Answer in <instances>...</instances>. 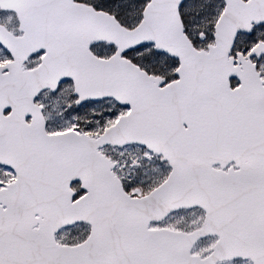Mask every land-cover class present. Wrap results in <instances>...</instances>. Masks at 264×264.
Returning <instances> with one entry per match:
<instances>
[{
	"label": "snow or ice",
	"instance_id": "1",
	"mask_svg": "<svg viewBox=\"0 0 264 264\" xmlns=\"http://www.w3.org/2000/svg\"><path fill=\"white\" fill-rule=\"evenodd\" d=\"M0 264H264V0H0Z\"/></svg>",
	"mask_w": 264,
	"mask_h": 264
}]
</instances>
